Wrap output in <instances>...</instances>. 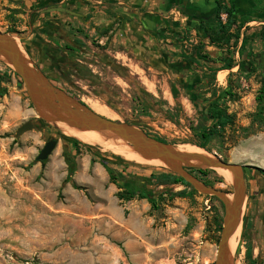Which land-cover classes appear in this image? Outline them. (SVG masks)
<instances>
[{
    "label": "rangeland",
    "instance_id": "rangeland-1",
    "mask_svg": "<svg viewBox=\"0 0 264 264\" xmlns=\"http://www.w3.org/2000/svg\"><path fill=\"white\" fill-rule=\"evenodd\" d=\"M204 1L215 5V0ZM39 2L0 0V30H13L15 36L27 38L31 27L39 23L37 18L62 17L57 12L38 14ZM164 2L152 0L150 5L160 10ZM259 3L264 8V0ZM251 14L246 19L262 23L242 29L244 20L238 19L239 29L235 25L231 33L239 37L223 44L211 41L215 26L188 24L180 16L183 27L176 39L180 43L176 54L181 59L170 68L154 70L131 52L98 43L95 35L91 41V31L82 19L68 16L67 21L75 23L68 32L81 36L82 52L88 53L80 58L91 72L95 70L93 74L104 87L95 95L88 80L72 70L67 73V82H56L77 97L101 102L119 119L176 145L193 144L199 140L198 126L212 128L215 123L202 116L181 83L195 82L194 91L201 93L204 106L213 100L231 116L226 127L218 126L207 143L209 150L201 149L245 167L247 200L241 226L231 242L235 264H250L249 248L252 260L264 264V127L253 122L261 104L264 107V97L259 100L264 96V10ZM221 20L226 22L227 15ZM75 26L83 32H77ZM18 42L31 59L26 41L18 38ZM249 58L253 60L252 71H242L240 62H249ZM230 61L234 66L229 69ZM113 67L123 68V74L114 72ZM0 72L8 78L2 83L7 92L0 93V264H214L224 216L217 197L197 190L193 193L182 183L167 181V173L172 172L166 167L129 160L102 146L104 142L91 144L39 118L48 125L46 132L34 129L15 137L25 121L37 119L33 118L36 109L20 78L1 59ZM105 87L111 94L109 102L101 94ZM49 131L80 144L60 139L51 156L38 162L36 156ZM66 153L73 156L76 170L82 164L90 165L87 172L93 177L100 166L104 176L97 175L95 186L75 187L72 180L64 183ZM202 177L233 192V180L228 182L216 169ZM153 179L163 183L155 184ZM124 190L135 192V196L120 199L118 193ZM179 192L185 195H174Z\"/></svg>",
    "mask_w": 264,
    "mask_h": 264
},
{
    "label": "water",
    "instance_id": "water-1",
    "mask_svg": "<svg viewBox=\"0 0 264 264\" xmlns=\"http://www.w3.org/2000/svg\"><path fill=\"white\" fill-rule=\"evenodd\" d=\"M43 12H77L63 6H52ZM12 32L0 30V58L20 78L38 114L48 123H63L84 131L109 132L126 141L143 158L160 160L170 172L182 177L195 190L216 196L223 204L224 216L221 237L218 242L214 264H235L230 241L239 230L247 200V183L244 165L224 160L217 154L180 150L176 144L164 142L151 136L143 127L121 119H113L94 110L89 104L75 98L65 89L55 85L21 47ZM31 120L18 127L15 137L34 130ZM58 142L51 137L36 156V161L47 160ZM200 148V147H199ZM67 152V147H65ZM189 168L228 170L233 175V192L206 184L189 171Z\"/></svg>",
    "mask_w": 264,
    "mask_h": 264
},
{
    "label": "crops",
    "instance_id": "crops-1",
    "mask_svg": "<svg viewBox=\"0 0 264 264\" xmlns=\"http://www.w3.org/2000/svg\"><path fill=\"white\" fill-rule=\"evenodd\" d=\"M151 1L67 0L90 29L89 38L91 41L94 40L91 37L95 35L99 39L98 43L108 44V47L113 46L122 52H131L139 62L148 63L151 70L170 68L181 59L180 55L176 54L177 48L180 46L176 39L180 38L183 25L179 23H182L183 20L178 19L183 16L182 18L187 20L188 24H196L198 22L192 21L189 13L196 16H210L216 5H206L204 0H197L196 3H192L193 0H165L162 9L157 10L150 5ZM224 1L234 9V17L237 20L243 18L245 20L246 15L250 17L251 13L264 10L260 6L259 0ZM181 3L182 5H180ZM257 4H259V8H256ZM47 19H50L49 22ZM253 23L260 24L262 22L255 18L247 19L243 22L242 29H246ZM69 26H71L70 23L66 24L61 16L56 18L40 17L39 23L31 27V34L25 41L30 47L41 49L49 43L44 37L47 35L48 28H59L73 43H76L75 51H82L80 47L82 42L79 39L81 36L68 32ZM75 27L78 28V26ZM105 30L107 33L100 35ZM89 167L90 165L82 164L72 176L73 183L79 186H95L98 180L97 175L100 174L103 177L104 172L100 166H97L93 177H90L87 172ZM66 177L67 171L62 179L64 180ZM70 186L72 187V183ZM121 219L122 216L118 215V220Z\"/></svg>",
    "mask_w": 264,
    "mask_h": 264
},
{
    "label": "trees",
    "instance_id": "trees-1",
    "mask_svg": "<svg viewBox=\"0 0 264 264\" xmlns=\"http://www.w3.org/2000/svg\"><path fill=\"white\" fill-rule=\"evenodd\" d=\"M61 1L62 0H40V2L37 5L38 6L37 13L39 14L42 9L47 8L51 5L59 4ZM180 5H182V3ZM215 5H216L215 10L213 11V13H211L210 16H201V15L196 16L193 13H189V16L191 17L192 21H197L198 23H202V22L207 23V24L211 25V27L215 26V29H217V30H215V36L214 37L212 35L210 36L212 42H219V43L223 44L224 42L228 43L232 37L238 38L239 34H237V33L232 34L231 33V29L233 26L236 25L237 29H239V26H237V23H238L237 19L234 17V9L229 7L225 3L224 0H216ZM35 6L36 5H33L32 7H35ZM181 9L184 10L183 7H181ZM223 11H225L227 13L226 22H222V20H221V13ZM37 19H40V18H37ZM247 19L245 18V20H244V18H243L244 21H246ZM49 20L50 19H47V22H49ZM240 25H242V24H240ZM77 31L79 33L83 32V30L80 28H77ZM106 31L107 30L101 32L100 35H104L105 33H107ZM7 32H15V31L7 30ZM100 35H99V37H100ZM85 36L88 37L87 34ZM107 45H105V47ZM26 47H27V49H30V46L27 45ZM252 62H253L252 58L251 59L249 58V62H246L243 60L242 62H240L239 67L242 71L250 72V71H252V64H253ZM233 66H234L233 61L228 62L227 68L230 69ZM263 97L264 96L261 95L259 97V100H261V98H263ZM195 103H196L195 105L197 107H199V109H201L202 116L204 118L208 117V118H211L212 120L215 121L214 126L212 128H207L204 125L198 126L196 128L197 129L196 135H197V138L199 140L196 142H193L194 145L197 144L198 147L209 150L207 143L212 139L213 135H215V133L218 131V126L220 127L219 129H221V128L226 127V125H228L231 122V116L228 115L225 112V110H223V108H220L218 103H216V102H212L211 107L209 108L208 114L205 112L203 107H201V105H199L200 101H198V102L196 101ZM263 114H264V107L261 104L260 110L258 112H256V114H255V116L256 117L258 116V118H253V122L258 123V125L261 127H264V116H263ZM148 133L151 136L156 137L159 140H162L164 142H169V141H167V140H165L159 136L151 134L150 132H148ZM74 144L79 145L80 142L75 140ZM65 156H66V162L68 164V173H67L66 179L64 180V183H67V182H70L72 180V176L76 170V163H75V160L71 154L66 153ZM189 171L191 173H193L195 176H197L198 178H200L201 180H203L206 184L213 186V184L211 182H209L207 178L202 177V175L207 177L210 169L189 168ZM167 174L169 176L168 177L169 179L168 180L165 179V180L171 181V182H176V183H182L185 186L191 188V191L193 193L196 192V190L188 182H186L182 177H180L176 174H172V173H167ZM118 175H121V172H119ZM116 177H117L116 174L114 172H111V178L115 179ZM152 181H154L155 184H162L163 183L162 180H156L155 181L153 179ZM73 185L75 187H78L75 183H73ZM174 195L184 196L185 192H179V193H176ZM118 196L120 199H123V200H131L135 196V192H133V191L129 192V191L124 190V191L119 192ZM141 197L144 198L146 196L142 195ZM246 227H247V225H246ZM252 258H253L252 248H249L248 249V261L250 262V264H260L259 259L252 260Z\"/></svg>",
    "mask_w": 264,
    "mask_h": 264
},
{
    "label": "flooded vegetation",
    "instance_id": "flooded-vegetation-1",
    "mask_svg": "<svg viewBox=\"0 0 264 264\" xmlns=\"http://www.w3.org/2000/svg\"><path fill=\"white\" fill-rule=\"evenodd\" d=\"M52 6H63V7H67L69 9L75 11L73 9V7L66 0L64 3L51 5L49 7H52ZM49 7H47V8H49ZM45 9L46 8L42 9L40 13L51 14V12H43ZM57 13L62 15V17L66 16L65 17L66 18L65 23L66 24L70 23V25H74L75 23H71L70 21H67L68 16L82 19V17L79 16L78 12H77L78 14H71L69 12H57ZM82 21L84 22L83 19H82ZM46 34H47L46 36H50L51 38H55L57 40V42L50 41L47 39L49 43H47V45H45V47H42L41 49L33 47V46L30 47L31 49H30V51H28V53L32 57L31 60L39 68L42 69V71L49 77V79L55 85L59 86L58 84H56V82L61 81V80L67 82V80H68L67 73L69 72V70H72L76 76H78V77L83 76L85 78V80H88L89 84L92 85L91 87H92V89L96 95L99 91L98 89L103 88L104 84H103V82H101L99 80V78H97V76L95 74H93V72H95V70H92V72H91V70L87 66H85L84 61L79 56V55L88 54V53L82 52V51H79V52L75 51V44L76 43H73L70 40V38L67 37L66 34H64L63 32H61L59 30V28L54 29V28L50 27V28H48V32ZM25 40H26V38H24L23 41L25 42ZM32 50H34V53L32 52ZM104 57L106 58L105 55H104ZM113 68H114L113 71L116 72L117 74H119V75L123 74V68H117V67H113ZM14 74H15V76H18L16 73H14ZM18 78H19V76H18ZM7 79H8L7 75L0 72V93L1 94H4V92H7V89L2 85V83L5 82ZM194 83L195 82H193L192 84L181 83L182 85H180V86L183 90L188 92L187 95L189 96L190 100L194 103V105L196 104L195 103L196 101L197 102L200 101L199 105H201V107H203L205 112L208 114L209 108L211 107L213 100H209V105L204 106L205 100H203L200 92L194 91V89L196 88V85H197V84L194 85ZM59 87L63 88L62 86H59ZM103 90H105V93H101V94H104L105 98L109 102L111 94L109 93V90L106 87ZM68 93H70V92H68ZM70 94L73 95L78 100H80V101L83 100V102H85L84 99H81L72 93H70ZM30 104L33 105L32 101ZM33 107H34V105H33ZM33 118H37V119H31V121L35 125V130H39L41 133L46 132L48 125L42 124L41 122H39L40 120H38V118L41 119L42 121L44 119H43V117H41L38 114L37 111H35V116ZM111 118H113V117H111ZM117 118H118V116H117ZM51 137H55L57 139V142H59L60 139H64L66 141L64 143L72 144L75 142V139H72V138L70 139V138H67L63 135L58 136L56 134H53L51 131H49L46 141L48 139H50ZM65 145L66 144H64V146ZM40 150H39V152H40Z\"/></svg>",
    "mask_w": 264,
    "mask_h": 264
},
{
    "label": "bare ground",
    "instance_id": "bare-ground-1",
    "mask_svg": "<svg viewBox=\"0 0 264 264\" xmlns=\"http://www.w3.org/2000/svg\"><path fill=\"white\" fill-rule=\"evenodd\" d=\"M224 77H225V74L222 75L220 80L224 79ZM84 100L86 103H88L97 112H99L105 116L113 117V119H118L117 114L113 110L108 108L106 105L102 104L101 102L99 103V102L94 101V100L89 99V98L84 99ZM56 124L59 125L64 131H66L65 133L68 132L69 135L71 133L73 136H76L77 138H79L83 141H87L91 144L104 142L102 146H104L107 149L112 150L114 153L119 154V155H121V156H123L129 160L136 161V162L143 163V164H151V165H155V166H160V167L165 166V164L163 162H161L160 160H149V159L143 158L126 141L119 139V138H116L114 135H112L109 132L84 131V130H81V129H78L75 127H70V126L65 125L63 123L57 122ZM177 146L180 150L189 151V152L204 153V151L201 148H199L197 146V144L196 145L179 144ZM216 170L228 182H231V179L233 180V175L230 171L222 169V168H217ZM232 239L230 241V248L231 249L233 247V244L231 243Z\"/></svg>",
    "mask_w": 264,
    "mask_h": 264
},
{
    "label": "built area",
    "instance_id": "built-area-1",
    "mask_svg": "<svg viewBox=\"0 0 264 264\" xmlns=\"http://www.w3.org/2000/svg\"><path fill=\"white\" fill-rule=\"evenodd\" d=\"M227 14H222L221 17L224 19L226 17Z\"/></svg>",
    "mask_w": 264,
    "mask_h": 264
}]
</instances>
